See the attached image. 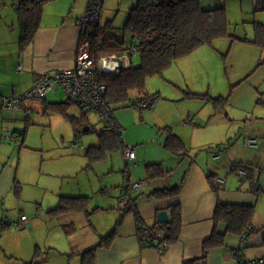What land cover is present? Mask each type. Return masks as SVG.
<instances>
[{
  "label": "crops",
  "instance_id": "0c3cea01",
  "mask_svg": "<svg viewBox=\"0 0 264 264\" xmlns=\"http://www.w3.org/2000/svg\"><path fill=\"white\" fill-rule=\"evenodd\" d=\"M117 1L120 0L103 1L98 23L100 26L105 23L103 25L107 29L113 28L120 15L126 20L129 10H119L115 6ZM87 2L47 0L40 27L31 44L23 51L19 48V42L15 49L6 48L3 44L4 38L17 37L15 16L9 20L0 17V99L22 96L31 88L37 75H53L72 68L81 38L79 20L85 14ZM135 3L132 0L131 6ZM2 16L5 15L2 13ZM217 41L211 47H201L175 61L165 70L162 80L159 78L165 86L162 91L158 89L156 92L159 99L157 105L155 101L152 108L141 110H150L147 115L144 113L145 118L140 116L128 123V118H115L113 111V119L124 141L119 151L125 167L122 174L117 173L116 177H113L114 159L109 158L111 153L94 162L86 156V149L80 146V140L83 135L95 131L94 127L83 111L81 117L67 113L69 104L58 102L56 94L51 93L59 90H49L44 100L23 105L22 109H6L0 103V264L47 263L51 255L56 253L58 256L59 252L66 258L67 263L63 261V264H82V255L92 249L100 237L111 231H114V236L110 244L96 250L94 264H182L184 259L202 256L203 243L215 228L213 216L218 203L252 206V226L257 233L242 240L239 236L226 233L224 224H218L217 231L225 234L224 245L208 251L206 264H237L238 257L246 262L264 260V87L261 89L258 86L264 80V72L261 78L246 86L248 88L240 90V84L251 74L250 69L236 73L232 71L231 65V74H228L227 66L222 70V65L227 63V56ZM149 80L152 79L147 80V95L151 92L148 88ZM205 84H208L209 90L203 93ZM210 85L214 89H210ZM163 91L170 93L165 96ZM172 92L175 97H172ZM185 92L207 94L212 99L228 98L227 105L215 108L210 102L199 99H192L195 102L191 103L181 102L185 99ZM226 93L230 96L225 97ZM205 102L211 106L205 107ZM195 103L197 107L193 106ZM178 106L183 107L180 118H168L174 116ZM35 109L41 110L42 116L49 110L58 111L65 116L62 119L69 126L65 127L70 132L60 137L50 133L48 139L50 119H34L32 114ZM168 110L170 114H167ZM95 115L98 117L97 113ZM72 120L76 122L79 132L88 130L89 133L77 138ZM98 120L102 122L99 117ZM36 122L42 125L38 144L31 135ZM102 124L101 129L106 126ZM164 129H168L182 142L184 150L171 151L167 145L169 134ZM7 132L17 137V142L6 138ZM244 137L257 138L258 147H243L241 141ZM13 149L17 151L16 154ZM81 150L84 151L85 160L78 154ZM127 150L134 152L132 161L125 158ZM33 152L40 154L41 165L32 170L27 167V162L22 165V155L26 158ZM214 152H219V159L212 158ZM57 159L58 163L52 162ZM149 164L161 165L164 174L147 179L145 166ZM88 168L98 178L100 192L106 197L93 200L94 208L89 210L90 198L82 196L88 198L89 216L84 213L50 214L49 211L57 206L61 196H81L78 193L80 189L74 186L72 179L78 178ZM236 168L245 169L247 177L239 178L235 174ZM87 175L90 177V171ZM210 175L224 181L219 185L213 180L215 188L219 189L217 193L213 191L208 179ZM100 176L104 178L101 180ZM114 179L120 185V194L111 186ZM56 181L60 188L58 191L50 189L47 203L44 199L34 202L27 200L24 194L26 187H44L46 182L50 184L47 186H51ZM136 183H142L143 187L131 192L133 207L124 213L126 198L120 199L121 187ZM176 186H179V192L175 196L157 198L152 195L156 190ZM43 190L47 195V189ZM176 205L181 209L178 240L165 245L163 252H158L156 247L141 246L137 238L138 226L134 211L143 224L151 228L159 223L157 215L161 211L167 212L170 220V208ZM22 216L27 219L24 226L20 223ZM39 223L44 229L59 236L61 242L65 241L62 248L38 244L34 249L30 242L21 244L17 240L23 235L31 236L32 230L40 231L42 225ZM24 228L27 230L24 231ZM80 231L84 232L83 244L79 241ZM7 236L13 243H7Z\"/></svg>",
  "mask_w": 264,
  "mask_h": 264
},
{
  "label": "trees",
  "instance_id": "16d2710c",
  "mask_svg": "<svg viewBox=\"0 0 264 264\" xmlns=\"http://www.w3.org/2000/svg\"><path fill=\"white\" fill-rule=\"evenodd\" d=\"M47 0H17L15 11L19 26V48L23 51L31 44L33 38L40 27L43 8ZM103 5V4H102ZM102 11V10H101ZM260 27L262 29L260 30ZM257 35L252 43L264 46V31L260 25ZM107 27L99 24L87 26L81 33V40H88L91 49L95 54L122 55L130 52L131 48L138 45L140 63L134 66L132 63L114 76L102 77L100 80L107 86L106 97L110 104H119L133 101H149L153 106L158 98V93L153 95L145 94L148 79L162 77L175 61L185 58L197 51L201 47H211L213 42L231 37L229 34V24L226 18L225 5L214 9H202L200 0H137L135 5L129 9L127 17L120 32L128 34L130 46H125L124 40H116L107 36ZM263 32V34H262ZM113 39V41H111ZM132 39V41H131ZM116 40V41H114ZM240 42H247L246 39H239ZM133 53V54H135ZM132 57V56H131ZM185 99H199L208 101L215 108H224L228 98L212 99L207 94H191L185 92ZM68 103L69 100H67ZM66 102V104H68ZM60 109V108H59ZM75 136L78 138L89 131L79 132L77 124L72 120ZM167 131V145L173 152L184 150V145L175 136ZM99 144L96 147H89L85 154L92 162L99 161L109 153L123 148L124 141L120 133H115L107 126L98 133ZM147 179L157 178L164 174L162 166L159 164H149L145 166ZM245 170V169H244ZM246 177H247V171ZM209 181L214 192L215 188L212 176ZM179 192V186L159 189L152 195L157 198L172 197ZM128 196V197H127ZM126 196V208L123 212L132 209V197ZM87 197H66L61 196L55 208L49 211L50 214H74L84 213L87 216L91 213L87 209ZM254 208L252 206L221 204L218 203L214 212L213 221L215 228L209 238L203 243L202 256L195 259H184L182 264H206L208 251L224 245L225 234L217 231L218 224L226 226V233L239 236L246 240L257 230L252 226ZM170 220L168 224H157L147 227L143 224L138 214L134 211L137 226L151 232L149 242L139 241L144 247H158L165 242L164 250L168 244L178 240L181 230V209L179 205L170 208ZM164 230L162 241L155 238V233L159 229ZM66 233H68L66 231ZM114 236V231L108 235L100 237L98 243L82 255V264H94L95 252L98 248L107 247ZM138 238V235H137ZM166 245V246H165ZM163 250V251H164ZM241 264H264V260L255 262L243 261Z\"/></svg>",
  "mask_w": 264,
  "mask_h": 264
},
{
  "label": "rangeland",
  "instance_id": "374dc122",
  "mask_svg": "<svg viewBox=\"0 0 264 264\" xmlns=\"http://www.w3.org/2000/svg\"><path fill=\"white\" fill-rule=\"evenodd\" d=\"M16 1L17 0H0V17H4L5 20H9L11 16L12 17L15 16V20L17 22L18 33H17L16 39H10V37L4 38L5 43L3 44L7 46L6 48H10V49H15L17 42H19V36H20L17 15L15 11V6H14ZM133 1L137 2V0H133ZM131 3H132V0H120V1L115 2V6L119 7V10L120 9L129 10L135 5L133 4L131 6ZM222 5H225L226 18L229 24V34L231 35V37H225L217 41L222 46L224 54L227 56L226 57L227 63L225 65L224 64L222 65V70L226 68L227 66L226 70L228 71V74H231V69H230L231 65H232V71L236 73H242L245 70L250 69L249 73L251 74H248V77L239 86L241 90L243 88H248L246 86L251 85V83L254 82V80L256 79H259V77L261 78L262 76H264V75L261 76V73L264 72V62L263 63L260 62L264 60V46L257 45L256 43H252V41L255 39L254 37L257 35V29L260 27V25L263 26V31H264V0H200V6L204 10L214 9ZM14 12L15 14L13 15ZM2 13L5 16H2ZM124 22H125V17L121 18V15H120V17H118V19L114 23L113 28L106 29L108 33L107 36H111L113 37V39H116V40L123 39L125 46H130L132 42H130V39L128 38L127 34H125V39H124V35L119 30V29H122ZM103 24H102V27H104ZM261 29L262 27H260V30ZM113 39L111 41H113ZM239 39H246L247 42H240ZM139 63H140V55L138 53L133 54L132 64L136 66ZM159 78L160 77H155L154 79L149 80L148 88H150L151 90L150 95L155 94L158 91V89L159 90L161 89L162 91V87L165 86L164 81H161L162 78L161 80ZM263 85H264V80H261L258 86L261 87V89H263L264 87ZM204 87H205V90L203 93L209 90L208 84H205ZM169 89L173 90L170 86H169ZM210 89H214L213 85L210 87ZM51 93L56 94L58 102L61 101V102L68 103L67 101L68 98L64 91L62 90H59L56 92L51 91ZM169 93L166 91H163V94L165 96L169 95ZM171 95L172 97H175L174 92H172ZM228 96H230V94L226 93L225 97H228ZM135 97L136 96H133V101L131 102L111 104V107L114 111V117L117 119H122V120L128 118V123L131 122L134 118H140V116L142 118H145L144 113H146L147 115L150 110L141 112V110L132 107L131 104L133 102H138L134 100ZM158 100L159 99L157 98L156 105H157ZM184 101L185 103L195 102L192 99H184L181 102H184ZM68 104L69 105L67 107V113L69 115H72L75 117H79V116L81 117L83 114L82 113L83 111L85 114H87V118L90 120V123L94 127L93 129L95 130L92 133L83 135V137L80 140L81 144L79 143L80 146L84 147L86 150L92 145L98 146L99 144L98 132L101 130V126H103L102 122L98 120V117L95 115V113H93L92 111H89L87 108L81 109L77 105H74L71 103H68ZM193 106L197 107L198 105L197 103H195L193 104ZM204 106L209 108L211 105L205 102ZM182 109H183L182 106H178L174 112V116L171 115L168 118H180ZM168 111L169 112L167 114H170L171 113L170 110ZM32 116L34 119L36 118L50 119L51 126L48 129L49 130L48 136H47L48 139L51 136L50 133H54L57 137H60L62 135H67V132H70V129H66V127L69 128V126L65 125L64 119H62V118H65V116L61 115L56 110H49L47 111L46 115L42 116L41 110L35 109L33 111ZM21 118H25V117L21 116ZM147 118H150V117L148 116ZM36 123L37 124L34 127H32L33 129L31 131V135H32V139H34L36 143L38 144L40 141V136L42 135V129H41L42 125L38 122ZM47 138H45V140H47ZM37 144H33V145H37ZM139 146H142V145H139ZM13 152L14 154H16L17 151L13 149ZM83 152L84 151L81 150V152L78 154L82 160H85L83 156ZM37 154L39 153H34V152L29 153L28 157L30 158L28 157L24 158V156L22 155V165H24L27 162V167L29 169L33 170L35 166L38 168L41 165L40 163L41 156L40 154L39 155ZM120 154L121 152L119 150H116L115 152L111 153V155L113 156L109 155L110 159L112 158L114 159L115 173L113 174V177H116L117 173L122 174V170L125 167V163L123 162ZM55 156L56 155H53L52 157H55ZM118 156H120V158H118ZM63 158L64 157H62V159ZM58 161L59 159L53 160L52 162L58 163ZM22 169H24L23 166H22ZM88 169H89L88 171L85 169L84 172L81 173V175L78 178L72 179V181L74 183V186L80 189V192L78 193L79 194L81 193L80 194L81 196H87L90 198L89 210H91L92 208H94V205L92 203L93 200H98L99 198H102V197L105 198L106 196H104L102 192H100L101 186L98 183L99 181L98 178H96V175L90 170V168ZM89 171H90V177H88L87 175ZM100 177H101V180L104 178V176H100ZM41 184L44 185V183H41ZM45 185L46 186L44 187H40L39 185L26 187L24 194L27 196V200L34 202V201H37L38 199L40 200L44 199V202L47 203L51 195L50 189L54 188L58 191L60 188L58 181L53 182L51 186H47V185H50L48 184V182H46ZM67 186L68 185H66V188H68ZM111 186H113L114 190L120 194V185H118L115 179H114V184ZM95 187H97L96 190H94ZM43 189H47V193H48L47 195H45V191ZM34 206H36L35 203H34ZM29 214L31 215V213ZM39 225H42V224L39 223ZM20 229L21 228H19V230ZM23 230L25 231L27 230V228H24ZM39 230L40 231H37V232H34L32 230L31 231L32 235L30 234L31 236L23 235L20 237V239H17V240H20L21 244H28V242H30L34 246V249L36 245L38 244L40 245L46 244L48 246L53 245L56 249L62 248L63 244H65V241L64 243L61 242V238L59 236H56L52 234V232L44 229L43 225L41 226V229ZM80 233L81 235L79 237V241L83 244L82 237H84V235L82 234L84 232L80 231ZM7 238H8L6 240L7 243H13V240H11L10 237L7 236ZM34 254L35 252L33 253V255ZM63 261L67 263L64 255L59 252L58 256L56 255V253H54V255H51V257L48 258L47 263H40V264H63L62 263Z\"/></svg>",
  "mask_w": 264,
  "mask_h": 264
},
{
  "label": "built area",
  "instance_id": "2783aa9c",
  "mask_svg": "<svg viewBox=\"0 0 264 264\" xmlns=\"http://www.w3.org/2000/svg\"><path fill=\"white\" fill-rule=\"evenodd\" d=\"M104 0H88L84 16L79 20V26L82 31L90 25H97L101 15L102 4ZM138 45L131 48L130 52L122 55H101L95 54L88 40L79 41L74 57L73 66L70 69L62 70L56 74H43L35 76L31 88L22 96L15 98H1L0 103L6 109H22L23 105L28 103L42 101L49 90H62L66 93L69 101L82 108L93 110L97 113L100 120L113 132L120 133V128L113 119V110L106 97L107 86L100 80L102 77L114 76L119 74L123 69L131 64V56L138 52ZM20 69V67L18 68ZM132 107L139 110L152 108L149 101H138L132 104ZM27 112V114H29ZM192 123V120H191ZM6 138L17 142L10 133L5 134ZM242 146L246 149H256L258 147L257 138L244 137L241 141ZM219 152H214L212 158L219 159ZM125 158L128 161L134 159L133 150H127ZM243 168H236L235 174L243 179L246 176ZM220 185L224 181L215 179ZM143 187L142 183L129 184L121 187L120 199L126 198L132 191ZM27 219L25 216L20 218L21 226H24ZM137 235L139 241L149 242L151 232L138 227ZM155 238L162 241L164 230L159 229L155 233ZM156 247L158 252H163L164 244ZM242 257L237 258V264L243 262Z\"/></svg>",
  "mask_w": 264,
  "mask_h": 264
},
{
  "label": "water",
  "instance_id": "95a60500",
  "mask_svg": "<svg viewBox=\"0 0 264 264\" xmlns=\"http://www.w3.org/2000/svg\"><path fill=\"white\" fill-rule=\"evenodd\" d=\"M157 221L161 224H168L169 218L167 212L165 211L159 212L157 215Z\"/></svg>",
  "mask_w": 264,
  "mask_h": 264
}]
</instances>
